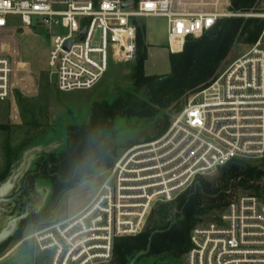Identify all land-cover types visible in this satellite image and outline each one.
I'll use <instances>...</instances> for the list:
<instances>
[{
    "label": "built area",
    "instance_id": "1",
    "mask_svg": "<svg viewBox=\"0 0 264 264\" xmlns=\"http://www.w3.org/2000/svg\"><path fill=\"white\" fill-rule=\"evenodd\" d=\"M190 7L185 0H0V30L9 28L10 17L26 26L36 17L39 26L66 30L52 40L49 67L58 90L69 93L97 86L111 61L136 62L138 19H166L174 55L221 19L252 16ZM256 17L264 22V13ZM13 71L12 59L1 54L2 102L11 98ZM262 159L264 29L248 53L191 95L161 138L128 149L101 172L102 183L79 212L24 241L48 264H109L115 241L142 234L157 205L174 202L198 178L234 160ZM190 244L186 264H264V196L232 202L215 221L194 229Z\"/></svg>",
    "mask_w": 264,
    "mask_h": 264
},
{
    "label": "trees",
    "instance_id": "2",
    "mask_svg": "<svg viewBox=\"0 0 264 264\" xmlns=\"http://www.w3.org/2000/svg\"><path fill=\"white\" fill-rule=\"evenodd\" d=\"M262 11L264 0H231L230 12L234 14L254 15ZM263 29L264 22L252 17L219 20L201 38H189L182 53L170 54L171 73L160 82L156 81L163 76L146 72L148 47L144 44V32L139 29L132 84L119 90L112 101L95 102L85 123L68 127L65 149L51 157L55 165L49 205L90 178L100 163L109 166L121 151L141 141L150 143L161 138L170 128L172 115L182 110L185 99L209 86L241 47L255 45ZM124 125L138 128L140 135L147 129L151 132L137 142L121 135ZM0 130L9 131V127L0 126ZM4 150L6 164L0 185L22 164V153L12 149L9 138ZM220 170L217 181L200 177L174 202L157 205L142 234L117 239L111 264H131L141 254L136 264L142 260L179 264L191 248L194 228L213 211L222 214L232 203V191L241 189L250 196H264L262 169L249 166L244 160H234ZM34 192L35 185L31 184L27 193ZM49 219V208L31 212L12 240L22 239L25 226H46Z\"/></svg>",
    "mask_w": 264,
    "mask_h": 264
},
{
    "label": "rangeland",
    "instance_id": "3",
    "mask_svg": "<svg viewBox=\"0 0 264 264\" xmlns=\"http://www.w3.org/2000/svg\"><path fill=\"white\" fill-rule=\"evenodd\" d=\"M182 1L177 0V3L181 4ZM185 1L191 3L190 9L192 11L201 9L219 10L224 14L229 13L231 5V0ZM263 13L264 11L247 18L259 19L256 16ZM40 21L41 19L34 17L32 18V25L26 26L22 23L20 17H10L9 28L0 30V55L3 54L10 57L14 65L11 98L8 101H0V126L9 127V131L0 130V174L5 169L6 155L4 147L8 138L12 149L22 153L21 163L27 160L31 164V168L34 169L35 163L39 161L40 157L47 156L49 153L58 155L65 149L68 127L85 123L95 102L112 101L117 97L119 90L126 89L132 84L131 74L135 62L117 64L111 61L108 73L94 88L69 93L60 92L57 88L53 71L49 67V53L53 38L58 35H66L67 31L55 25L51 27L39 26ZM137 23L139 29L144 32V44L148 47L146 72L149 75H170L171 65L166 19L141 18L137 20ZM251 48L252 46L250 45L241 47L237 53H234L229 58L220 74L237 59L248 53ZM190 97L191 95L185 99L183 108ZM180 112L172 115L171 124ZM150 132V129H147L143 134L146 135ZM121 135L131 140L135 139L137 142L141 141L139 138L144 136L139 134L138 128H130L127 125L123 126ZM142 144L146 143L141 141V143H136L132 147ZM127 150L121 151L110 165L112 166L116 159L120 158ZM244 161L249 166L258 167L264 171V159ZM110 165L108 166L104 162L100 163L90 178L65 193L53 205H49L50 182L45 179H39L35 186V195L41 199L33 207L32 212L41 211L42 207L49 208L50 219L47 221L46 226L76 214L93 197L103 181L100 173L104 172ZM220 176L221 170L204 178L214 182ZM195 184L196 182L193 186ZM261 184L264 186V178ZM230 196H232L231 201L234 202L241 197L249 196V194L238 189L237 191H232ZM0 211H5L3 204L0 205ZM220 215V212L213 211L205 217L204 222L198 224L194 229L215 221ZM150 217L151 215L149 219ZM9 219L5 218L1 226ZM46 226L29 224L24 227L26 228L24 236H28L33 231ZM19 229L20 227L18 226L16 231ZM14 243L0 254V264H32V257L28 256L26 248H16L17 246L14 247ZM29 249L31 252L34 251L32 247H29ZM34 252L35 259H38L36 264H48L42 254L37 252V250ZM180 261L179 264H186V257H183ZM137 264L166 263H153L151 260H142Z\"/></svg>",
    "mask_w": 264,
    "mask_h": 264
},
{
    "label": "flooded vegetation",
    "instance_id": "4",
    "mask_svg": "<svg viewBox=\"0 0 264 264\" xmlns=\"http://www.w3.org/2000/svg\"><path fill=\"white\" fill-rule=\"evenodd\" d=\"M53 155L54 154L49 153V155H47V156L44 155L42 158L40 157L39 161L35 163L34 169H32L31 164L28 163V166L26 167L22 176L18 180V183H17L15 190L13 191V193L11 195H9L6 198L8 200H10V199L11 200L8 203L3 204L5 207V211L7 213H5L0 218V228H2L1 225H2V222L5 218L6 219L7 218L12 219V218L19 217L26 212V209L28 207L33 208L34 206H36L38 204L39 199H41V198L39 196H36L35 192L34 193H27V190L30 188L31 184H34L36 186L39 179L48 180L51 184V180L54 176V174L52 173V170L54 169V165H55L51 162V157ZM18 226L19 227L21 226V222L19 223ZM25 229L26 228H24V231H25ZM17 232L18 231H15L14 234L9 239H7L6 241H4L3 243L0 244V254H2L9 247V245H11L15 242L14 247L17 246L16 248H18V247L26 248L28 256L30 258L32 257V264H36V261L38 259H35V252L34 251H36V250H35L34 246L32 245L31 242L24 241V239L27 236H24V233H23L22 239L12 240V238L16 237ZM29 247H32L34 251L31 252ZM135 264H136V262H135Z\"/></svg>",
    "mask_w": 264,
    "mask_h": 264
},
{
    "label": "water",
    "instance_id": "5",
    "mask_svg": "<svg viewBox=\"0 0 264 264\" xmlns=\"http://www.w3.org/2000/svg\"><path fill=\"white\" fill-rule=\"evenodd\" d=\"M131 4L125 5V8L130 7ZM86 34V30L84 29L82 31V39H84ZM70 43H68L67 45V49H69ZM168 76H163L161 78H159L156 82H160L163 81L165 79H167ZM28 166V161H24L21 165L17 166L14 171L12 172L11 176L7 179V181L3 184L0 185V205L1 204H6L8 203L10 200L6 199L9 195H11L13 193V191L15 190L18 180L20 179V177L22 176L24 170L26 169V167ZM31 207H28L26 209V212L16 218H12L10 220H8L3 226L2 228H0V244L3 243L4 241H6L7 239H9L14 232L16 231L18 225L20 222H22L23 220H25L29 214L32 212ZM7 213L6 211L1 212L0 211V218ZM142 255V254H141ZM139 255L136 259L133 260L132 264H135V262L137 261V259L141 256Z\"/></svg>",
    "mask_w": 264,
    "mask_h": 264
},
{
    "label": "snow or ice",
    "instance_id": "6",
    "mask_svg": "<svg viewBox=\"0 0 264 264\" xmlns=\"http://www.w3.org/2000/svg\"><path fill=\"white\" fill-rule=\"evenodd\" d=\"M105 7H107V5H105ZM0 23H3V21H0Z\"/></svg>",
    "mask_w": 264,
    "mask_h": 264
}]
</instances>
